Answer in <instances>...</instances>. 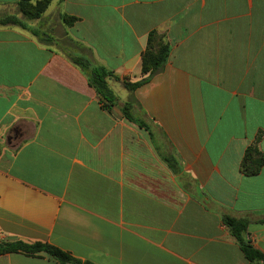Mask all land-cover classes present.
Returning a JSON list of instances; mask_svg holds the SVG:
<instances>
[{"label":"crops","instance_id":"crops-1","mask_svg":"<svg viewBox=\"0 0 264 264\" xmlns=\"http://www.w3.org/2000/svg\"><path fill=\"white\" fill-rule=\"evenodd\" d=\"M17 2L0 0V16L24 19ZM26 23L53 40L0 26V240L96 264H255L223 217L248 218L264 253V165L242 168L257 141L264 154V0H52ZM152 31L168 62L131 92ZM76 55L112 73L114 104Z\"/></svg>","mask_w":264,"mask_h":264},{"label":"trees","instance_id":"trees-1","mask_svg":"<svg viewBox=\"0 0 264 264\" xmlns=\"http://www.w3.org/2000/svg\"><path fill=\"white\" fill-rule=\"evenodd\" d=\"M51 2L52 0H18V11L22 14L24 19L13 14L3 15L0 16V26L18 25L30 30L34 35L40 36L42 41L50 42L53 40L50 34L42 29L29 27L26 22L42 18ZM62 20L64 24L72 26L77 21V17L63 14ZM170 51L171 47L165 40V36L159 34L157 31H152L149 34L147 47L142 56L143 77L134 82L125 80L124 86L129 91L135 92L137 89L150 83L154 75L162 71L166 66ZM71 59L82 69L88 78L90 86L96 90L102 97V100L107 101L109 105L114 104L117 97L110 89L107 82V78L111 76L112 73L105 67L92 64L88 59L82 56H71ZM123 112L126 118L132 121L135 120L132 114L131 101H127L123 104ZM138 123L141 126H145L143 121H139ZM263 165L264 154L260 151L257 141L256 144L250 146L246 150L242 168L246 174L255 175L260 172ZM223 219L231 234L237 240L245 258L255 264L264 263V253L254 246L248 236L249 219L234 217L228 214H225ZM7 253H24L28 256H37L45 253L55 258L60 264H96L89 260L79 259L70 252L48 242L28 241L22 238L13 240L6 238L0 240V254Z\"/></svg>","mask_w":264,"mask_h":264},{"label":"water","instance_id":"water-1","mask_svg":"<svg viewBox=\"0 0 264 264\" xmlns=\"http://www.w3.org/2000/svg\"><path fill=\"white\" fill-rule=\"evenodd\" d=\"M10 240H13V239H16V237L15 236H10V237H8Z\"/></svg>","mask_w":264,"mask_h":264}]
</instances>
